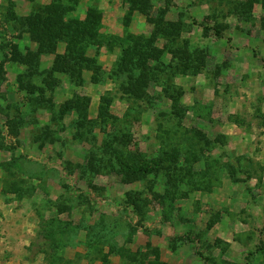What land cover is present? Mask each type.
<instances>
[{"label": "rangeland", "instance_id": "obj_1", "mask_svg": "<svg viewBox=\"0 0 264 264\" xmlns=\"http://www.w3.org/2000/svg\"><path fill=\"white\" fill-rule=\"evenodd\" d=\"M0 137V264H264V0H0Z\"/></svg>", "mask_w": 264, "mask_h": 264}, {"label": "trees", "instance_id": "obj_2", "mask_svg": "<svg viewBox=\"0 0 264 264\" xmlns=\"http://www.w3.org/2000/svg\"><path fill=\"white\" fill-rule=\"evenodd\" d=\"M49 8H53V6H50ZM94 16L95 14L93 12L92 13L90 12V14L88 15V20L86 19L85 21H78L77 25L73 26L70 24L67 26V28H65L66 29L64 30L65 35L67 34L66 36L68 38V48L66 49L65 56H63L64 58L69 59V60L79 59L81 63H84V61L86 60H90L85 55V52H87L88 50L89 42L92 37L91 29L93 27H92L91 19H93ZM54 18H55L54 20L53 19L50 20L52 23L45 24V25L49 27L48 29H51V32L53 31L54 33L56 32L63 33L61 31L63 27L59 25L63 23L58 21L56 17ZM27 20L29 21V19ZM6 22H7V19H6ZM56 24H58V26ZM5 25H8V24H5ZM30 25H32V27L35 28V29L32 28V30L35 33H37L39 24H36L35 21H32V22L30 21ZM67 29L69 30L70 34L68 33ZM130 53H131L130 57H132L133 60H135V56L138 54L139 56L138 58L140 59L136 61V63L134 64V67H138L142 75H148L149 73H152L154 71L153 68L147 67L146 50L145 51L131 50ZM139 70H136V71L138 72ZM100 113L103 114V109ZM0 140H1V137H0ZM116 154H117V160L119 162V166L122 168V170L129 171L131 172V174L136 175L137 177L139 175H148L152 173L153 171L159 169L163 165L164 162L171 161V160H174V162H180V160L178 159L179 150H176V149L173 151V153H168L166 157L162 156L156 159L155 158L147 159L142 154L126 152L123 149H118ZM186 170L190 171V168H188L187 165H186ZM179 172L180 174L184 173V170H180Z\"/></svg>", "mask_w": 264, "mask_h": 264}]
</instances>
